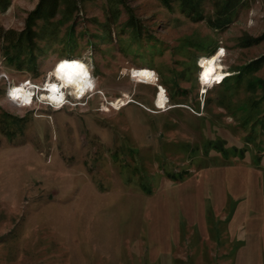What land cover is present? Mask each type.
Instances as JSON below:
<instances>
[{
	"label": "rangeland",
	"instance_id": "374dc122",
	"mask_svg": "<svg viewBox=\"0 0 264 264\" xmlns=\"http://www.w3.org/2000/svg\"><path fill=\"white\" fill-rule=\"evenodd\" d=\"M39 1H0V264H264V61L245 70L264 56V0L224 28L209 23L223 0L199 14L63 0L18 57ZM220 48L228 81L202 92L200 60ZM65 57L88 63L94 93L67 87L63 107L12 95L42 91Z\"/></svg>",
	"mask_w": 264,
	"mask_h": 264
},
{
	"label": "bare ground",
	"instance_id": "6f19581e",
	"mask_svg": "<svg viewBox=\"0 0 264 264\" xmlns=\"http://www.w3.org/2000/svg\"><path fill=\"white\" fill-rule=\"evenodd\" d=\"M226 52L225 49H220L216 51L212 56H203L200 60V67L201 70V81L203 85L202 92H208L207 86L209 84H216L218 82H223V78L228 76L229 73L225 71V66L222 63V57L225 56ZM79 62V65L83 66V71H75L72 78H68L67 72H62L59 68V65L64 62ZM211 69V71H210ZM133 73L137 76V79L144 82H155L156 75L152 70L148 68H139L134 67ZM207 73V75H206ZM55 75L56 79L49 78L46 80L45 88L46 92L42 94V98L45 100L50 101V103H55L58 107H63L66 101V88L71 87L74 90V93L78 99H81L89 92L94 93L97 89L96 79L94 74L91 72L90 66L88 63L81 58H74V57H65L64 59L59 60L50 72V76ZM27 83V82H26ZM26 83H19L12 85L11 93L12 95L17 98L20 102H23L25 105L32 104V89L28 88ZM30 84L31 82L28 81ZM31 86H33L31 84ZM53 86H56L55 88ZM160 88V85H159ZM35 89L33 88V93ZM157 104L161 108H165L170 98L167 95L164 87L162 86L157 94ZM130 96L128 94L125 95V99L117 100V103L114 104L115 109H120L121 105L128 103L127 100ZM131 100V99H130ZM130 102V101H129ZM166 110V109H163Z\"/></svg>",
	"mask_w": 264,
	"mask_h": 264
},
{
	"label": "trees",
	"instance_id": "16d2710c",
	"mask_svg": "<svg viewBox=\"0 0 264 264\" xmlns=\"http://www.w3.org/2000/svg\"><path fill=\"white\" fill-rule=\"evenodd\" d=\"M161 1L169 9L173 7L175 2H179V7L184 12L186 11L187 13H191V14H199L201 3L203 0H161ZM242 1L243 0H223L220 5L221 7L217 9L218 13L216 17L213 18V20L212 18L209 20L210 25L214 26L215 28L226 27L227 24H229L233 20L235 13L237 12L236 9L239 7V4ZM61 3H63V0H40L36 5V9L28 14L26 19V25L23 28V30L18 33L19 36L16 39V42L14 43V48H17V50L19 49V53L17 55L18 57H20V55L22 54L21 51L23 50L24 47L26 48L27 45H29V47L31 46V48L33 47L34 40L37 37V32L35 30V27L37 26L38 21L40 19L50 21L53 17L56 16L58 10L61 7L60 6ZM263 61H264V56L255 58V60H252L251 62L245 64L246 65L245 70L250 72L255 71L257 68H259L262 65ZM241 73L242 71H240V74ZM227 79L228 77H226L224 81L220 84L227 82L228 81ZM162 84L163 83H161V85ZM165 89L168 92L167 86H165ZM172 99L173 98H170V102Z\"/></svg>",
	"mask_w": 264,
	"mask_h": 264
},
{
	"label": "snow or ice",
	"instance_id": "6c2138e0",
	"mask_svg": "<svg viewBox=\"0 0 264 264\" xmlns=\"http://www.w3.org/2000/svg\"><path fill=\"white\" fill-rule=\"evenodd\" d=\"M62 72H67L68 78L71 79L75 71H83V66L79 65V62H68L64 61L59 65ZM211 71V69H210ZM207 75V73H206ZM54 88L56 86H53Z\"/></svg>",
	"mask_w": 264,
	"mask_h": 264
},
{
	"label": "built area",
	"instance_id": "2783aa9c",
	"mask_svg": "<svg viewBox=\"0 0 264 264\" xmlns=\"http://www.w3.org/2000/svg\"><path fill=\"white\" fill-rule=\"evenodd\" d=\"M221 49V48H220ZM223 49V48H222ZM200 81H201V77H200ZM27 86H28V84H27ZM122 106V105H121Z\"/></svg>",
	"mask_w": 264,
	"mask_h": 264
}]
</instances>
